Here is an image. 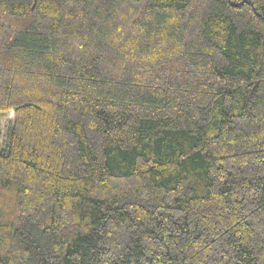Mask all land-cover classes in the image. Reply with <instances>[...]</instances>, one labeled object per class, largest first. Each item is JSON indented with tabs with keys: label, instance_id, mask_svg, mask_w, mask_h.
I'll return each instance as SVG.
<instances>
[{
	"label": "trees",
	"instance_id": "1",
	"mask_svg": "<svg viewBox=\"0 0 264 264\" xmlns=\"http://www.w3.org/2000/svg\"><path fill=\"white\" fill-rule=\"evenodd\" d=\"M0 264H264V0H0Z\"/></svg>",
	"mask_w": 264,
	"mask_h": 264
},
{
	"label": "rangeland",
	"instance_id": "2",
	"mask_svg": "<svg viewBox=\"0 0 264 264\" xmlns=\"http://www.w3.org/2000/svg\"><path fill=\"white\" fill-rule=\"evenodd\" d=\"M14 123V114L10 113L8 115L0 117V133L2 135V143L4 146L7 145L9 131Z\"/></svg>",
	"mask_w": 264,
	"mask_h": 264
}]
</instances>
